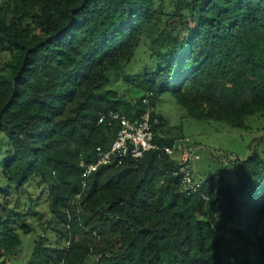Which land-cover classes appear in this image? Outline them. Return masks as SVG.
I'll use <instances>...</instances> for the list:
<instances>
[{"label":"trees","instance_id":"trees-1","mask_svg":"<svg viewBox=\"0 0 264 264\" xmlns=\"http://www.w3.org/2000/svg\"><path fill=\"white\" fill-rule=\"evenodd\" d=\"M5 0L0 4V258L16 254L21 233L6 202L13 185L49 186L57 241L42 236L38 264H214L230 221L257 235L264 264V136L228 172L204 178L189 195L172 175L175 160L147 153L103 167L82 185L81 159L108 148L117 128L101 113L131 118L155 110L169 92L197 120L248 128L264 116V0ZM155 70L124 73L149 29ZM136 93L106 89L110 74ZM165 134V133H164ZM166 135V134H165ZM167 137V136H166ZM176 139H165L173 144ZM231 158L226 157V161ZM246 229H239L243 236ZM3 264V263H0Z\"/></svg>","mask_w":264,"mask_h":264},{"label":"rangeland","instance_id":"rangeland-1","mask_svg":"<svg viewBox=\"0 0 264 264\" xmlns=\"http://www.w3.org/2000/svg\"><path fill=\"white\" fill-rule=\"evenodd\" d=\"M5 0H0L2 4ZM166 10L172 7L171 0H161ZM164 18L157 22L142 38L136 48L133 58L126 63L125 74L138 75L146 70H155L160 66V61L151 56L150 43L161 31ZM10 59L8 51H0V67L3 62ZM106 89H113L120 95L135 96V92L123 79L115 80L114 73L110 74V82ZM155 110L163 115L166 120L164 133L169 138L176 140L188 138L198 145L197 151L200 158L194 163V168L199 178L208 176H220L228 172V176L234 180L232 162L235 158H247L257 139L264 136V116L252 115L247 118L248 128H237L227 123L214 120H197L188 116L186 109L172 96L171 93H162L156 101ZM226 157L231 160L226 161ZM7 181L2 178L0 186L5 187ZM7 203L10 212L7 214L15 219L17 228L23 223L29 224L34 230L29 233H21L23 243L16 254L0 258L3 264H38L36 258H32L36 242L42 236L48 245H54L57 241V233L53 228L57 221L49 208V186L39 178H33L24 187L13 185L7 199L1 198ZM261 228V237L264 242V222ZM229 228L222 234L220 253L214 264H260L257 235L245 227V221H230ZM243 229V236L238 234ZM90 264H95L91 259Z\"/></svg>","mask_w":264,"mask_h":264},{"label":"built area","instance_id":"built-area-1","mask_svg":"<svg viewBox=\"0 0 264 264\" xmlns=\"http://www.w3.org/2000/svg\"><path fill=\"white\" fill-rule=\"evenodd\" d=\"M99 123H108L117 128L116 135L108 148L97 147L93 160L81 159L82 185L86 188L94 173L103 167H120L126 159H142L153 152L160 156H170L175 160L172 175L177 177L182 191L189 195L209 197L202 191L204 179L195 172L194 163L200 158L197 144L188 138L165 143L166 135L155 130L161 120L153 117L148 110L140 117L131 118L123 111L111 110L100 114Z\"/></svg>","mask_w":264,"mask_h":264}]
</instances>
